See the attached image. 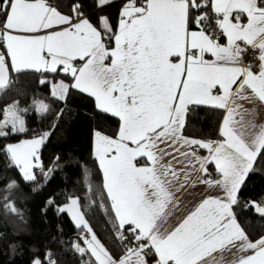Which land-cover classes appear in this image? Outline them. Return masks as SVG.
<instances>
[{
    "label": "snow or ice",
    "instance_id": "obj_1",
    "mask_svg": "<svg viewBox=\"0 0 264 264\" xmlns=\"http://www.w3.org/2000/svg\"><path fill=\"white\" fill-rule=\"evenodd\" d=\"M96 3L103 7L110 0ZM81 7L74 3L72 15H65L48 0H0V92L12 84L13 72H63L71 84L40 83H51L52 96L60 100L70 89L87 93L99 111L119 120L115 136L94 132V156L114 213L116 238L124 244L127 231L131 245L114 258L84 219L79 198L70 197L59 211L71 213L77 226L90 233L86 247L74 244L75 251L94 257L85 264H264V236L251 240L233 210L246 177L264 155V123L256 122L254 109L239 103L264 104V0H127L116 31L107 17L100 18L98 30ZM221 35L226 43L219 42ZM239 42L259 50V71L241 63L246 48ZM37 103L38 111L48 110L47 104ZM200 106L223 110L221 139L183 135L190 109ZM2 111L0 137L8 135L9 125L12 132L26 131L19 114L26 110L18 102ZM49 135L4 147L24 180H36L33 169L42 165L34 160ZM193 146L208 155L198 156ZM165 156L172 159L165 163ZM178 157L187 159L179 169L173 166V161L183 163ZM210 164L217 179L211 178ZM193 169L201 173L199 183L222 195L205 197L172 224L180 210L175 193ZM15 186L13 180L6 187ZM5 207L17 212L12 203ZM245 207L264 217V202ZM48 257V264H56Z\"/></svg>",
    "mask_w": 264,
    "mask_h": 264
},
{
    "label": "trees",
    "instance_id": "obj_2",
    "mask_svg": "<svg viewBox=\"0 0 264 264\" xmlns=\"http://www.w3.org/2000/svg\"><path fill=\"white\" fill-rule=\"evenodd\" d=\"M48 2L65 15H72V4L81 3V12L98 30H101L100 18L107 17L112 30L116 31L126 0H110L103 7H97L96 0ZM212 24L214 28V18ZM106 43L112 46L111 42ZM41 79L63 80L69 84L71 81V77L63 72L24 70L11 73L12 84L0 92V120L3 118L2 109L13 102H18L19 109L26 110L20 112L26 131L7 129L8 135L0 137V264H32L35 259L48 264L49 253L56 264L94 261L89 253L80 254L73 248L74 244L85 247L84 227L77 226L66 210L59 211L70 197L79 198L84 219L111 255L119 259L124 255L125 244L131 245L132 236L125 231L128 239L124 244L116 238L114 215L92 148L94 132L115 136L119 120L99 111L95 99L79 90L70 89L65 100L53 97L51 83L41 84ZM35 101H43L49 106L48 110H34ZM222 116L223 110L193 107L183 135L215 140ZM45 132L50 135L37 153L42 167L34 169L35 181H26L19 168L12 165L4 147L23 139L40 137ZM43 173H47V177ZM13 180L16 186L8 189L7 184ZM238 197L239 203L233 206L237 219L249 238L257 239L264 234V217L245 205L251 201L264 202V155L258 158L255 170L246 177ZM7 203H12L17 212L8 210Z\"/></svg>",
    "mask_w": 264,
    "mask_h": 264
},
{
    "label": "crops",
    "instance_id": "obj_3",
    "mask_svg": "<svg viewBox=\"0 0 264 264\" xmlns=\"http://www.w3.org/2000/svg\"><path fill=\"white\" fill-rule=\"evenodd\" d=\"M124 4H123V6H124ZM123 6H122V8H123ZM242 22H245L246 23V16L242 17ZM219 42L220 43H226V39L221 35ZM239 43L241 45V48H246L247 47V46L244 45L243 42H239ZM112 46H114V44H112ZM254 51L256 53V56L258 57L259 56V50L256 49ZM206 59H211L210 55L206 56ZM75 63L78 65L81 62L80 61H76ZM259 64H260V61H259ZM259 64H258L257 69L254 70V71H259ZM71 83H72V78H71L70 84ZM239 103L243 104L246 108L254 109L255 110V119H256V122L257 123H264V104H261L259 101H255V100H241V101H239ZM223 115H224V112H223ZM222 118H223V116H222ZM222 118H221V121H222ZM221 121L219 123V127H220ZM219 127H218V135H217V137H216L215 140L221 139V137L219 136ZM35 138H37V137H35ZM94 139L95 138H94V135H93V142H92L93 154H94ZM24 140H27V139H24ZM24 140H21V141H24ZM21 141H19V142H21ZM19 142H17V143H19ZM14 144H16V143H14ZM161 147H166V145H161ZM193 147H195V146H193ZM168 150L169 151H172L171 149H168ZM181 150L182 151H187V150H191V149H189L188 147H184ZM195 151H196V154L198 156H207L208 155V151L206 149H201V148L195 147ZM37 153H38V151H37ZM176 155L177 154L175 152H173V156H176ZM95 159H96V157H95ZM171 159H172V156H165L164 162L166 163L167 161H169ZM178 159L182 160L183 163H176L175 161H173V166L175 168H177V169L183 167V164L184 163H187V159L186 158L178 157ZM96 162H97L98 167H99V162H98L97 159H96ZM196 167L198 168V165H196ZM99 169H100V167H99ZM187 170L188 169H186V171ZM208 170H209V173H211V178L212 179H217L218 178V176H217V174L215 172V166H214V164H210V166L208 165ZM100 171H101L102 183H103V173H102V170L101 169H100ZM199 177H201V173L199 171H195L194 169L191 170V174L189 176L188 182L184 185L183 188L180 189V191H177L175 193L177 199H179V201H180V210L176 212L175 217L171 221L172 224H175L178 219H180L184 215H186L187 212L193 206H195L196 204H198L205 197H207V196L222 195V192L219 189L210 188V187H208L205 184L199 183L198 182V178ZM203 178L207 179L209 177L205 176ZM180 182H183V175H181ZM193 182H195V186H193ZM174 186L175 187H178L179 185L176 184ZM104 191H105L106 197H107V192H106V190H104ZM107 200H108L109 207H110L111 202H110V200L108 198H107ZM113 215H114V213H113ZM70 217H71V215H70ZM71 219H72V217H71ZM72 220L74 221V219H72ZM74 223H76V222L74 221ZM85 231H87V229L84 227V235H83L84 239L86 237H90V234L86 233ZM262 236H264V234ZM255 240L256 239H254L253 241H255ZM85 247H86V245H85ZM93 259H94V257H93ZM149 264H151V262H149Z\"/></svg>",
    "mask_w": 264,
    "mask_h": 264
},
{
    "label": "built area",
    "instance_id": "obj_4",
    "mask_svg": "<svg viewBox=\"0 0 264 264\" xmlns=\"http://www.w3.org/2000/svg\"><path fill=\"white\" fill-rule=\"evenodd\" d=\"M242 64L248 65L250 64L253 68V70H256L259 64V59L256 56V53L253 48L250 46L246 47V51L242 53ZM38 171V170H37Z\"/></svg>",
    "mask_w": 264,
    "mask_h": 264
},
{
    "label": "rangeland",
    "instance_id": "obj_5",
    "mask_svg": "<svg viewBox=\"0 0 264 264\" xmlns=\"http://www.w3.org/2000/svg\"><path fill=\"white\" fill-rule=\"evenodd\" d=\"M126 1H127V0H126ZM37 102H40V101H35L33 109L36 110L37 112H40V111L37 110V109H38V106H39ZM42 102H43V101H42ZM43 103H44V102H43ZM11 104H12V103H11ZM44 104H45V103H44ZM30 109H31V108H30ZM19 114H20V113H19ZM2 119H3V118H2ZM2 119H1V120H2ZM7 129H10V130H11V126L9 125L8 128L5 129L6 132H7ZM33 138H35V137H33ZM33 138H28L27 140H31V139H33ZM23 140H24V139H23ZM34 163L40 164V161H39V160H38V161H35V160H34ZM40 165H41V164H40ZM34 169H35V168H34ZM34 169H33V171H34ZM34 173H35V172H34ZM35 175H36V174H35ZM69 203H70V200H69V202H68L67 204H65V205H68ZM65 205H64V206H65ZM64 206H63V207H64ZM67 212H68V211H67ZM68 213H69V212H68ZM69 214H70L71 217H72V214H71V213H69ZM72 219H73V218H72ZM74 221H75V220H74ZM75 222H76V221H75ZM76 223H77V222H76ZM85 232L88 233V230L85 231ZM88 234H90V233H88ZM35 260H37V259H35ZM35 260H33V262H34ZM33 262H32V264H33Z\"/></svg>",
    "mask_w": 264,
    "mask_h": 264
}]
</instances>
